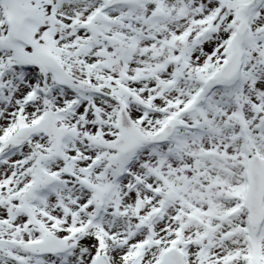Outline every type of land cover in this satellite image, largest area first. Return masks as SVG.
I'll use <instances>...</instances> for the list:
<instances>
[{"label":"snow or ice","instance_id":"6c2138e0","mask_svg":"<svg viewBox=\"0 0 264 264\" xmlns=\"http://www.w3.org/2000/svg\"><path fill=\"white\" fill-rule=\"evenodd\" d=\"M0 264H264V0H0Z\"/></svg>","mask_w":264,"mask_h":264}]
</instances>
